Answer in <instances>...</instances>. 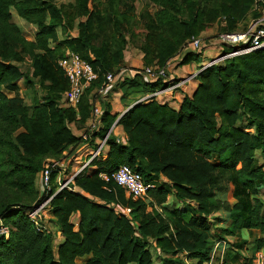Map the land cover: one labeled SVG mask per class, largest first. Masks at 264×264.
Returning a JSON list of instances; mask_svg holds the SVG:
<instances>
[{
	"label": "trees",
	"instance_id": "16d2710c",
	"mask_svg": "<svg viewBox=\"0 0 264 264\" xmlns=\"http://www.w3.org/2000/svg\"><path fill=\"white\" fill-rule=\"evenodd\" d=\"M252 2L221 0L216 13L201 8L200 0H188L189 15L180 19L175 15L179 10L176 1L161 0L166 11L172 13L163 29L164 42L153 51L143 48L147 55L154 52L158 64L164 65L205 27L206 18L210 21L225 13L227 30L233 32L236 14L245 12ZM111 3L108 0L109 9L104 11L98 1L78 0L80 13L86 19L69 47L92 65L98 77L85 88L74 108L58 103L69 88L56 61L61 56V43L50 45L51 41L57 42L55 27L61 22L58 9L37 0H0V177L26 199L0 203V228L8 229L6 236L0 233V264H77L76 257L85 254L90 258L82 264H152L150 245L167 255L164 264L181 263V254L201 264L209 259L212 248L204 217L220 211L228 215L220 229L222 237L255 228L261 233L254 240L255 250L264 247V200L260 196L264 172L254 159L256 150L264 147V48L226 58L223 65L211 64L200 71L196 89L190 96L185 95L177 108L151 99L135 103L117 120L127 135L126 144L116 143L109 134L108 152L105 156L98 154L89 164L96 169L74 178L71 186L79 191L61 190L49 202L64 236L56 258L52 232L38 231L28 217L27 213L45 197L41 194L36 199L34 188L35 174L45 167L42 156L60 153L82 140L71 132L68 123L84 125L91 114L89 92L94 85L104 83L107 72L119 71L112 70L122 57L125 36L118 27L126 15ZM11 8L37 26L32 40L26 39L20 26L11 21ZM254 13L257 17L258 13ZM105 25L110 30L99 33ZM102 36L117 47H108L107 41L94 47L92 42L101 41ZM86 52H91L93 58ZM193 54L185 53L182 65ZM23 56L32 61L33 76L50 82L46 101L33 106L30 113L19 95L10 97L2 89H15V81L22 73L9 59L21 60ZM160 79L143 83L129 79V87L150 93L167 86ZM102 108L101 123L88 140L94 148L95 138L104 137L117 116L111 114L109 102L102 101ZM242 122H247L252 131L239 127ZM19 126L14 143L11 132ZM122 164L146 181H155L159 176L169 181V185L149 189L147 198L152 204L162 206L173 189L181 203L190 199L196 206L192 211L178 209L177 205L172 209L162 206L161 212L155 208L146 211L147 198L132 199L111 178ZM101 172L107 173L108 181L101 179ZM55 176L53 173L48 195L57 187ZM217 191H225L224 197H217ZM117 204L130 208L132 219L117 213L113 208ZM73 213L79 214L77 225L69 219ZM243 243L246 241L236 245Z\"/></svg>",
	"mask_w": 264,
	"mask_h": 264
},
{
	"label": "rangeland",
	"instance_id": "374dc122",
	"mask_svg": "<svg viewBox=\"0 0 264 264\" xmlns=\"http://www.w3.org/2000/svg\"><path fill=\"white\" fill-rule=\"evenodd\" d=\"M37 1L45 4L52 3L58 9V15L61 19V22L57 24V26L55 27L57 42L51 41L50 42L51 47H54L56 43L60 42L61 48L59 49V52L61 56L65 55L69 51H72L69 47V41L72 38H75L79 35L81 24L86 19V15L80 13V10L78 8V0H37ZM95 1L99 2L100 8L102 10L105 11L109 9L108 0H95ZM175 1L179 8L178 12L175 13V15L180 19H186L189 15V10L186 6V2L188 0H175ZM220 1L221 0H200V7L206 8L207 11L210 12L215 11L217 13V10L220 8L219 5ZM111 5L114 9H117L120 12H124L126 15L125 19L118 27V30L121 33H123L125 36V42H123V46H122V57L119 59V61L115 65V68L112 70L114 71L116 69L117 70L122 69L123 73L120 76V78L116 80L114 83H110V84L103 83L101 86L94 85L91 92H89L88 94V99L89 102L91 103L90 116L87 118V120L85 121L82 127H79L75 122L68 123V126L72 133H74L78 137H81L82 133H84L87 128L90 129V123L91 121L94 120L92 116V111L95 105L97 106L101 105V110L103 111L102 101L111 103V101H114V98H116L114 105L116 107L119 106L120 108L118 109L119 112L117 113L116 120L111 125V127L113 125L114 127L110 132V137L115 138L116 143L126 144L127 135L123 131L122 127L120 125H117L116 122L131 107L128 106L129 105L133 106L134 103H136L137 99L141 96V94L139 95L134 94L135 91L133 90V88L129 87L131 85L129 79L135 78L140 83L151 82L154 81V78L148 77L147 74L143 71V69H145L146 67H150L153 69L164 68L168 75L167 78H165L164 80L163 79L160 80L164 83H167L166 87L169 88L161 95L152 96L151 99H155L160 103H167L172 107L174 106L179 107L180 104L179 101L182 100L185 95L190 96L192 91V84L189 83V81H187L188 83L185 82L183 83L184 80L181 81L180 80L181 78H178V75L174 73V70L172 69L173 67L172 64H175L174 67L176 69L182 66L183 70L184 69L187 70L186 72L179 73L180 75H184L183 77L185 78V80L190 79L192 76H194L193 80H195L196 75L200 71L204 70V69L200 70L201 65L209 61L210 59L212 61V64L223 65L225 61L219 58V55L227 51L229 48L225 44L219 41L218 36L221 33L228 31L227 30L228 17L225 13L222 14L219 13L217 14L216 17H214L210 21H208V19L206 18L204 21L205 27L202 28L201 31L196 36L187 40L184 43V45H182V47L174 55H172L167 59L164 65H159L155 53L152 52L151 54L147 55L146 50H144L143 47L145 48L149 47L153 51L154 49H157L158 46L162 45V43L164 42L163 37L165 36L163 29L168 25V22L172 17V13L166 11L163 4L161 3V0H112ZM254 12L258 13L257 17H255ZM11 13H12L11 21L20 26L23 35L25 36L26 39L32 40L37 30V26L23 20L16 13L14 8H11ZM263 14H264L263 12L255 10V5L253 2L250 3L249 8L246 9L245 12L243 13L240 12L236 14L235 16L236 22L233 30L235 31L245 30L251 23L256 22L257 19L263 16ZM50 15H48V21L51 18ZM205 17H207V15H205ZM261 23L264 24V20H262ZM93 28H98V27L94 25ZM109 30L110 27L105 25L103 26V30L99 31V33H107ZM147 34H149V38H146ZM102 37L103 38L101 41L96 40L92 42V45L94 47L99 48L102 44H104L103 41H107L106 45L108 47L110 46L117 47V44H113L112 41H110L107 38V36H102ZM193 38H199L201 45L199 48H196L191 51L194 54L191 55L187 60V62L182 65V59L184 58L185 53H187V49H190L189 42ZM86 53L87 56L93 58V54L91 52H86ZM61 56L58 59H60ZM58 59L56 60L57 64H58ZM9 62H11L19 69V72L22 73V76L15 81V89L7 90L3 87L2 89L10 97L19 95L23 100V104L25 105L27 112L30 113L33 106L43 104L46 101V97L48 96V92H49L46 86H48L50 82L48 80L40 81V77L38 76L35 77L32 75L33 72L32 61L29 59L28 56H23L21 60L9 59ZM191 73L194 74L191 75ZM135 75L137 77H135ZM26 76H28V79H26ZM66 93L67 90H65L62 93V96L58 101L60 106L67 107ZM151 99L142 98V101L139 102H146ZM118 101L120 102L119 104ZM123 109L124 112L122 113ZM97 118L96 120H98ZM238 126L248 131H252V128H250L247 125V122L238 123ZM97 128H95V130ZM20 130L21 127L19 126L14 131L11 132V138L14 143H16L15 136ZM94 141L98 145V143L100 144L103 141V137L102 138L96 137ZM96 148L97 147L94 148V145L89 143V141L88 142L82 141L80 139V141L75 146L73 147L68 146L67 149L61 151L60 153L42 156L41 161L43 162V165H46L50 161L66 155L65 158L66 160H69L70 163L69 166L72 163H74L75 164L74 167L77 168L79 161H83V162L86 161L90 157L89 156L90 152ZM108 150H109V142L105 140V145H103L102 150L98 154H103L105 156ZM75 157H78V159L75 160L74 159ZM254 159L256 166H260L264 172V147L259 150H256ZM1 167L2 166L0 165V168ZM95 167L96 166H89L85 175L91 174L92 171L96 169ZM41 172H42L41 170L37 172L34 178V186H35L34 188L37 191L36 199L42 196L40 193ZM153 182L156 185H162V184L169 185L168 183L169 181L164 176H159ZM69 187H71V185ZM77 189L78 188L75 187L76 191ZM173 192H174L173 189L170 190V194L167 196L166 202L162 205L164 208L172 209L177 205L178 209H182L185 207L188 210L192 211L193 208L196 206V203L194 201H191L190 199H187L185 201L186 203H181L180 200H178V198L174 196ZM216 195L217 197H224L225 191H217ZM84 196L89 198V196L87 195ZM260 196L264 200V186L260 189ZM23 200L26 199L25 197L22 196V193L21 196H19V194L7 183V181L3 180L0 177V203L3 201L9 203H13V202L18 203L19 201H23ZM150 200L151 199L148 198L146 199V205H145L146 211H151L153 208H155L161 212L162 206H157L155 204H152ZM117 205L119 211L123 206L120 204ZM225 215H226L225 212L220 211L204 217V220L208 226L211 235L209 241L211 242V245H213V243L216 240H222L224 242L229 243V248L227 250L225 249L226 250L225 260L228 263L245 264L247 263V259L251 260L253 258L255 252V246H250L249 248L244 249L245 243L238 246L236 245V242H233L235 239L234 237L247 238L248 235L245 234L244 232H246L248 229H243L244 232L242 234L222 237L220 229L223 227V220L225 218ZM131 216L132 213L131 214L129 213L127 217L132 219ZM69 219L74 225H77L79 221V214L73 213L71 214ZM39 220L53 234L52 235L53 249L56 258L58 246L60 243L63 242L64 236L61 232V227L57 221V218L52 211V206L50 203H48L47 209H44L43 212H40ZM131 221L134 222V220ZM3 229H6L7 232L5 233ZM0 233H4L6 236L8 234V229L6 227L5 228L1 227ZM149 248L152 254V264H164L163 259L167 255L159 251V249L154 245H150ZM218 254L219 252H216L215 256L212 259L211 264H218ZM181 256H182V262L179 264H198V260L195 258L184 257L185 255L183 256L182 254ZM88 258H90V254L78 256L76 257V263L82 264ZM241 258H243V262H241ZM207 260L203 261L201 264H208L206 263Z\"/></svg>",
	"mask_w": 264,
	"mask_h": 264
},
{
	"label": "built area",
	"instance_id": "2783aa9c",
	"mask_svg": "<svg viewBox=\"0 0 264 264\" xmlns=\"http://www.w3.org/2000/svg\"><path fill=\"white\" fill-rule=\"evenodd\" d=\"M255 5V10L261 11L264 13V0H253ZM264 20V14L256 22L251 23L245 30L243 31H233V32H223L219 37V41L225 44L229 49L219 55V58L226 59L235 55L249 53L251 51L264 48V24L261 21ZM258 22V23H257ZM201 45L199 38H193L189 42L190 49H187V52L192 51L196 48H199ZM218 58V56H217ZM212 64V61L204 67V69ZM58 66L63 70L65 76L68 79L69 88L66 93V104L67 106H71L76 108L79 104L83 92L86 87L90 85L91 82L97 79L98 74L94 71L92 65L85 59L81 58V56L74 51H69L63 57L58 59ZM172 69L175 64H172ZM203 70V69H202ZM143 71L150 78H167V72L164 68L153 69L150 67H146ZM123 71L120 69L118 72H107L105 74L104 83H114L116 80L120 78ZM171 87V86H170ZM169 87H165L145 95V99H151L152 96L161 95L165 92ZM102 114V110L100 106L95 105L92 116L93 121L90 123V130L87 133H82L81 137L83 141H88L90 136L94 133L95 128L99 127L100 124V116ZM98 117V118H97ZM96 118L98 120H96ZM114 125L108 130V132L103 137V141L98 145L97 148L92 150L89 154V158L86 161H79L78 167H74V163L69 166V160H66L65 157H62L58 160H52L47 163L44 169L41 172V191L40 193L44 195L43 201L33 208L31 211L27 213L30 220L36 226L38 231H47L51 232L44 224H42L39 220L40 212H43L44 209H47V205L53 196L64 189H72L75 190V186L69 187L74 178L86 173L90 162L98 155V153L102 150L103 145H105V140L109 136L112 131ZM98 129V128H97ZM96 129V130H97ZM95 130V131H96ZM77 160V157L74 158ZM56 173L54 183H56V190L52 195H48L51 189V177L52 174ZM101 179L104 181L109 180V176L105 172H101L99 174ZM111 178L113 181L122 186L126 195L131 197L132 199H146L148 197L149 189L155 188L156 184L153 181H146L140 173L135 171L133 168L126 164H122L118 166L113 173H111ZM107 207L111 206L106 204ZM118 205H114L113 208L117 213H122L126 216L130 213V208L122 207L118 211ZM44 215V214H43ZM45 216V215H44ZM6 233L7 230L3 229ZM227 247V243L222 240H216L211 248V252L208 259V264L212 263V259L215 256L216 252L218 254V264H229L225 260V249ZM221 248V249H220ZM252 264H264V247L258 248L254 252V256L252 258Z\"/></svg>",
	"mask_w": 264,
	"mask_h": 264
},
{
	"label": "crops",
	"instance_id": "0c3cea01",
	"mask_svg": "<svg viewBox=\"0 0 264 264\" xmlns=\"http://www.w3.org/2000/svg\"><path fill=\"white\" fill-rule=\"evenodd\" d=\"M211 62V59L209 60V61H207V62H205L204 64H202L201 65V67H200V70H202V69H204V67L205 66H207L209 63ZM207 68V67H206ZM173 70H174V73L176 74V75H178V78H181L180 80L182 81V80H184L183 81V83L185 82V83H188L187 81H189V83H191L192 84V91H191V94L194 92V90L196 89V87H197V80L195 79V80H193V77L194 76H192L190 79H188V80H185V78L183 77L184 75H180L179 73L180 72H186L187 70H183L182 69V66L181 67H178L177 69L174 67L173 68ZM194 73H191V75H193ZM134 89V88H133ZM7 94V93H6ZM134 94H137V95H139V94H141V96L137 99V101H136V103L137 102H139V101H142V98H144L145 97V95H147L148 93H143V92H141V91H139L138 89H135V92H134ZM190 94V95H191ZM8 95V94H7ZM9 96V95H8ZM184 96V95H183ZM116 101V98H114V101H111V114H117L119 111H118V109L120 108L119 106H115L114 105V102ZM181 101V100H180ZM180 101H179V103H180ZM120 102L118 101V104H119ZM135 104V103H134ZM177 104V103H176ZM178 105V104H177ZM100 106V108H101V105H99ZM130 106H132V105H129L128 107H130ZM114 107H116V108H114ZM175 107V106H174ZM175 108H177V107H175ZM124 112V109L122 110V113ZM77 159H78V157H77ZM74 166H75V164H74ZM225 214H226V212H225ZM227 217H228V215L226 214L225 215V218H224V220H223V226H224V224H225V221H226V219H227ZM244 231H243V229L238 233V234H242ZM245 234H247L248 235V237L247 238H245V237H234L235 239H234V241L233 242H236V243H238V242H241V241H243V240H245L246 241V243H245V246H244V249H246V248H249L250 246H255V244H254V240H255V238H257V237H259L260 235H261V233L257 230V229H255V228H253V229H248L246 232H244ZM246 235V236H247ZM251 235V236H250ZM227 243V242H226ZM227 249L229 248V243H227V247H226ZM226 249V250H227ZM210 252H211V250H210ZM210 255V254H209ZM244 258V257H243ZM243 258H241V262H243ZM252 262H253V260L251 259H247V263H245V264H252ZM206 263H208V260H207V262ZM229 264H234V263H229ZM244 264V263H243Z\"/></svg>",
	"mask_w": 264,
	"mask_h": 264
}]
</instances>
